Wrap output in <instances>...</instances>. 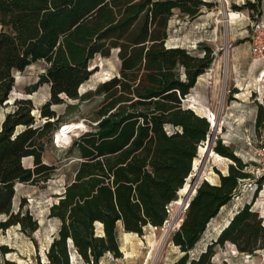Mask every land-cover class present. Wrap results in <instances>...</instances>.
<instances>
[{
	"label": "trees",
	"instance_id": "trees-1",
	"mask_svg": "<svg viewBox=\"0 0 264 264\" xmlns=\"http://www.w3.org/2000/svg\"><path fill=\"white\" fill-rule=\"evenodd\" d=\"M263 2L246 0L232 7L261 14ZM213 5L205 0H0V105L9 99L14 72L38 60L47 66L34 87L47 83L50 93L38 113L31 98H15L0 121V214L6 215L0 229L18 224L30 234L39 227L23 209L25 199L16 211L13 199L16 183L47 181L56 169L43 161L47 143L63 123L52 106L100 97L94 124L66 149L77 161L49 207L48 217L58 225L44 260L37 258L35 264H71V255L87 264H98L106 253L120 257L119 225L142 234L145 226L161 227L167 220L210 127L183 100L213 60L212 48L202 42L190 49L168 45V22L175 11L193 18ZM113 51L118 73L79 95L96 70L91 61ZM262 119L259 108L257 127ZM213 149L229 159L227 171L213 167L218 182L203 180L196 188L170 234L182 252L171 264H212L215 247L226 242L245 254L264 248L263 219L244 203L204 250L189 256L239 183L251 178L232 147L218 138ZM28 156L30 167L22 161ZM263 178L256 180L258 186ZM9 251L0 245V264H16L4 257Z\"/></svg>",
	"mask_w": 264,
	"mask_h": 264
},
{
	"label": "rangeland",
	"instance_id": "rangeland-1",
	"mask_svg": "<svg viewBox=\"0 0 264 264\" xmlns=\"http://www.w3.org/2000/svg\"><path fill=\"white\" fill-rule=\"evenodd\" d=\"M211 1L214 2L212 7L203 6L201 12L193 18L181 15L177 11L173 13L168 22L169 35L167 39L171 45L188 47L195 43L198 45L199 42H202L213 47L215 42L230 41V24L233 23L235 25V31L240 33L239 37H244V39L235 36L234 39H231V42L243 40L248 42L249 25L247 24V20L244 18H236L234 12L243 10L242 12L244 15L248 16L251 20L258 18L260 14L244 8H233L230 0ZM256 15L257 17H255ZM224 58V63H220V75L216 81L213 77H208V75L211 76V74H205L203 76L207 83H210L208 84L209 89H214L211 97L214 108L220 106V109L224 108L226 104L234 102L235 99L232 94L237 91L232 87L229 89L226 87L224 90L227 78L225 74L227 56H224ZM91 65H96V70H94L89 78L79 87V95L87 90L93 91L101 81L117 74L120 61L116 55V51H113L108 57H95L91 61ZM46 66L44 60H38L27 66L23 71L14 72L15 84L9 94V99L0 105V121L4 114L12 109V101L15 98L30 97L34 105V112L38 113V107L42 105L50 95L49 85L47 83H41L34 87L39 79V75L44 72ZM214 67L215 64H213L212 60L209 68L213 69ZM209 68L205 72L210 73ZM261 77V75H258L255 79H252L245 90L246 94L241 96L242 99L247 101L245 103H249V106L255 102L260 103V101H264V81L262 80L259 84L257 80ZM249 89L252 90L250 96L248 95ZM253 89L255 91L258 90V92H253ZM28 91L31 93H27ZM99 100V96L92 95L90 99L81 102L79 99H66L65 102L52 106L57 114L61 115L63 123L79 122L81 126L71 131L69 133L70 136H65L60 140L55 138V132L52 134L51 140L47 143L43 151V161L48 164H54L56 169L47 181H39L36 184L16 183L13 209L16 211L20 199L24 198L25 205L23 209H27L32 213L34 218L37 219L39 227L30 234L23 231L18 224L11 225L6 229H0V245H6L10 249V251L4 255L5 258L15 261L16 264H35L37 258L44 260L45 251L58 225L56 219L48 217V210L50 205L57 200L58 194L62 192L64 184L67 178L72 175L77 161L76 155H68L70 153H66V149L75 137L89 129L91 124H94L93 115ZM234 112L235 110H226L225 119L227 121H232L233 116L230 115H233ZM60 126L58 128H60ZM249 126L250 127L245 126V128H243L242 126H236V124L231 126L226 125L224 128H220L216 133V137H213L210 143L213 149L216 145V139L220 138L221 143L232 147L234 153L240 157L242 161L247 163L246 170L250 172L251 178L245 179L239 183L238 189L230 202L221 207L218 214L209 221L200 239L189 252L190 257L196 256L199 252L204 250L207 244L216 238L221 226L244 203H251V208L258 212L264 223V178L258 186L256 180L262 174L260 171L256 170L253 161L247 159L243 154L246 150H249L245 137L248 136L249 139L257 140L259 136V127H253L251 124ZM205 145L206 140L198 148L195 158H201L205 152L201 148ZM204 148L206 149V146ZM207 158L204 166L205 173L211 172V179L209 182L217 183L218 174L214 171L213 167H216L221 173H225L227 171L229 159L226 157L221 159H216L215 157ZM23 164L25 166H32V158H25ZM202 179L203 178H200V180ZM191 180L192 177L189 178V182ZM193 195L194 193L189 197H181L178 190L177 199L180 200V203L177 204L174 201L170 203L168 218L161 227L147 225L143 228L142 234H137L132 232L125 233L119 225L118 240L121 256L114 257L106 253L99 260L98 264H171L182 255V252L171 243L170 234L180 225L187 208L186 201L188 202ZM5 218L6 215L0 214V221L5 220ZM150 252L151 255H149ZM70 262L71 264H87L85 261L79 259L77 255H71ZM211 263L264 264V248L257 250L253 254H245L239 252L232 243L226 242L223 246L215 247V254L211 259Z\"/></svg>",
	"mask_w": 264,
	"mask_h": 264
},
{
	"label": "crops",
	"instance_id": "crops-1",
	"mask_svg": "<svg viewBox=\"0 0 264 264\" xmlns=\"http://www.w3.org/2000/svg\"><path fill=\"white\" fill-rule=\"evenodd\" d=\"M206 1H211V0H206ZM244 1L246 0H230L231 5L233 4L240 5ZM262 10H264V2L262 3ZM240 11L242 12L243 10ZM239 34H240L239 32L235 31L234 23L230 24V35H231L230 41L214 43L213 47L211 48L213 50V64H215V67L213 69L209 68L210 70L209 74H211V77H213V79L216 81L220 75V63L223 64L225 61L224 56H227L225 62L226 63L225 74L227 78H226V86L224 87V90L226 87H228V89L232 87L234 90H237L232 94L233 98L235 99L234 102L230 104H226L222 109H220V106L214 108L213 101L211 99L212 92L214 91V89H209L208 84L210 83H207L205 77H203L206 73L201 74L197 77L194 86L190 89V92L187 94L186 98L184 99V104L188 108H191L196 114L200 116L206 117V109H208V112H213L215 114V121L217 122V132L219 126L220 128L222 127L224 128L226 125L231 126L236 124V126H242L243 128H245V126L250 127L249 125L251 124L253 127H257L255 121H256L257 111L259 108L261 114H263L264 117V107L263 105H261V103L255 102L251 106H249L248 105L249 103H245L247 101L241 98V96H244V94H246L245 90L249 86L250 81L252 79H255L259 75V73L264 70V63L261 60L251 56L249 51V42H247L246 40L231 42V39H234L235 36H238V38H242L239 37ZM242 39H244V37ZM166 43L168 45H171L168 39L166 40ZM183 47L190 48V46L188 47L183 46ZM263 77L264 74L260 80L259 78L257 79L259 84L262 80L264 81ZM248 92H249L248 95L250 96L252 90L249 89ZM253 92L256 91L253 89ZM229 109H231V111L235 110L234 114L230 115L233 116L232 121H227L225 119L226 110ZM262 120L260 125L258 126L259 132H260ZM245 140H246V144L249 146L252 142L257 141L258 139L257 140L249 139L248 136H246ZM249 150H246L243 154L245 156L247 155L249 156ZM25 158H32V157L30 156L24 157L22 161Z\"/></svg>",
	"mask_w": 264,
	"mask_h": 264
},
{
	"label": "built area",
	"instance_id": "built-area-1",
	"mask_svg": "<svg viewBox=\"0 0 264 264\" xmlns=\"http://www.w3.org/2000/svg\"><path fill=\"white\" fill-rule=\"evenodd\" d=\"M239 15L236 18L246 19L247 24L249 25V51L252 57L261 60L264 63V10L261 11V14L258 18L251 20L248 16L244 15L240 10L235 11ZM241 15V17H240ZM196 43L190 45V48H195ZM207 75L208 72H205ZM264 70L259 73L263 76ZM211 78L210 75H208ZM258 92V90H256ZM184 101V100H183ZM260 103L264 107V101ZM206 117L208 118V109H206ZM249 156L247 159L253 161L256 166V170L260 171L264 175V117L260 127L259 137L256 142H253L249 145Z\"/></svg>",
	"mask_w": 264,
	"mask_h": 264
},
{
	"label": "bare ground",
	"instance_id": "bare-ground-1",
	"mask_svg": "<svg viewBox=\"0 0 264 264\" xmlns=\"http://www.w3.org/2000/svg\"><path fill=\"white\" fill-rule=\"evenodd\" d=\"M236 14V17L239 15L237 12H234ZM229 15V14H228ZM227 15V17H228ZM264 74V73H263ZM261 78H259L260 80ZM208 119L209 121H211L212 124L215 123V114L213 112H208ZM81 126V124L79 122H68V123H63L60 128H58L56 131H55V138L57 140H60L62 139L63 137L65 136H70V132L71 131H74L76 130L77 128H79ZM220 130V126H219V129L218 131ZM205 147V146H204ZM201 148L203 151H207V157H215L216 159H221V158H224L222 156H219L212 148L209 149V148ZM204 152V153H205ZM209 153V154H208ZM202 157V156H201ZM208 159V158H207ZM206 164V161L204 160L202 163H201V160L200 158H194L193 159V170H191V173H189L188 177L185 179V183L183 185V187H181L179 189V194L182 196H186V197H189L191 194L194 193V185H190V182H189V178L193 175V171L197 172L200 168L202 169ZM205 169V168H204ZM210 173L211 172H206L205 173V178L210 181L211 177H210ZM203 178V176H202ZM175 203L179 204L180 203V200H175L174 201ZM126 233V232H125ZM131 233V232H130ZM152 252V251H151ZM151 252L149 255H151Z\"/></svg>",
	"mask_w": 264,
	"mask_h": 264
},
{
	"label": "water",
	"instance_id": "water-1",
	"mask_svg": "<svg viewBox=\"0 0 264 264\" xmlns=\"http://www.w3.org/2000/svg\"><path fill=\"white\" fill-rule=\"evenodd\" d=\"M78 94H79V89H78ZM28 98H30V97H28ZM207 120H208V122H209V133H208V135H207V137H206V148H209V149H211V146H210V143H211V141H212V139H213V137H216V133H217V122L215 121V123L214 124H212L211 123V121H209V119L208 118H206ZM209 154V153H208ZM207 159V151L205 152V153H203V155H202V157L200 158V160H201V163L204 161V160H206ZM191 170H193V162H192V167H191ZM191 173V172H190ZM202 176H203V179L202 180H200V178H202ZM192 177V180L190 181V185H194V193L196 192V188L199 186V184L203 181V180H205V181H208L206 178H205V170H204V167L201 169H199L197 172H195V171H193V175L191 176ZM209 182V181H208ZM198 183V184H197ZM211 183V182H210ZM188 203H189V201L187 202L186 201V206L188 205ZM232 217H230V219H231ZM224 226H226V224L225 225H223L222 226V228L221 229H223L224 228ZM220 229V230H221ZM219 230V231H220Z\"/></svg>",
	"mask_w": 264,
	"mask_h": 264
}]
</instances>
